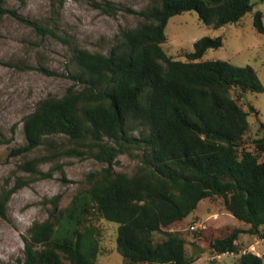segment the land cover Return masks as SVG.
Instances as JSON below:
<instances>
[{"label": "trees", "instance_id": "obj_1", "mask_svg": "<svg viewBox=\"0 0 264 264\" xmlns=\"http://www.w3.org/2000/svg\"><path fill=\"white\" fill-rule=\"evenodd\" d=\"M5 2L0 17L8 13ZM255 8L253 0H161L138 12L144 22L122 29L109 55L75 50L74 84L26 116L28 144L11 155L66 136L69 146L60 153L105 167L87 176L69 206L59 210L55 203L48 220L32 225L17 264H99L100 256L113 253L102 245L108 222L118 225L123 264H194L186 252L190 243L203 247L201 255L220 257L240 254L243 234L264 239V136L250 141V112L241 104L248 93H264L257 71L203 61L207 51L223 46L221 37H204L178 58L164 48L169 20L188 12L214 29L254 13L255 30L264 34V14ZM122 155L138 161L132 174L115 170ZM40 162L28 161L23 169L30 178L1 192V219L16 191L52 176L38 170ZM219 200L249 228L185 230L202 201ZM263 261L264 255L244 252L237 264Z\"/></svg>", "mask_w": 264, "mask_h": 264}, {"label": "rangeland", "instance_id": "obj_2", "mask_svg": "<svg viewBox=\"0 0 264 264\" xmlns=\"http://www.w3.org/2000/svg\"><path fill=\"white\" fill-rule=\"evenodd\" d=\"M96 7L86 0H6L8 13L0 17V194L13 188L18 179H29L23 166L40 160L38 170L52 173L50 178L34 179L10 198L7 219L0 218V263L17 264L24 259V237L35 222H44L57 208L71 203L82 183L93 172L105 166L91 158L63 155L69 146L66 136H51L43 145L23 155L12 156V150L28 144L24 119L37 105L49 97H63L74 84L78 71L75 50L109 55L120 40L122 29L136 28L144 22L138 15L161 0H108ZM255 12L264 14V0H253ZM264 20V18H263ZM254 13L238 25L220 29L205 25L196 12H188L169 20L164 48L168 55L181 57L194 51V44L204 38L221 37L223 46L207 51L203 61L225 60L239 67H253L264 85V34L254 27ZM253 105L258 114L251 112ZM241 104L250 112V141L264 136V93H248ZM138 161L126 155L118 158L117 172L132 174ZM57 209V210H58ZM102 245L113 253L99 257V264H123L116 250L118 225L108 222ZM197 227L193 231L191 228ZM249 226L233 217L222 200L202 201L189 217L185 230L199 233L206 228ZM157 235V240H164ZM241 253L264 255V239L243 234L239 239ZM202 246H186L194 264H237L240 254L216 257L210 252L201 255ZM264 264V261H263Z\"/></svg>", "mask_w": 264, "mask_h": 264}, {"label": "built area", "instance_id": "obj_3", "mask_svg": "<svg viewBox=\"0 0 264 264\" xmlns=\"http://www.w3.org/2000/svg\"><path fill=\"white\" fill-rule=\"evenodd\" d=\"M191 229L192 230H197V227L196 226H193Z\"/></svg>", "mask_w": 264, "mask_h": 264}]
</instances>
